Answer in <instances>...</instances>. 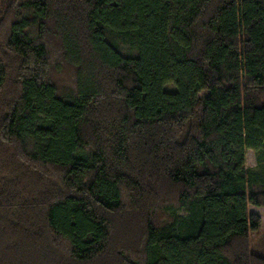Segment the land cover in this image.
Wrapping results in <instances>:
<instances>
[{"label": "trees", "instance_id": "1", "mask_svg": "<svg viewBox=\"0 0 264 264\" xmlns=\"http://www.w3.org/2000/svg\"><path fill=\"white\" fill-rule=\"evenodd\" d=\"M249 207L264 0H0V264H264Z\"/></svg>", "mask_w": 264, "mask_h": 264}, {"label": "rangeland", "instance_id": "2", "mask_svg": "<svg viewBox=\"0 0 264 264\" xmlns=\"http://www.w3.org/2000/svg\"><path fill=\"white\" fill-rule=\"evenodd\" d=\"M255 158L252 151H247L245 154V166L247 168L255 167ZM249 211L258 215L261 220V225L257 233L250 235L249 245L252 253L260 257H264V208L249 207Z\"/></svg>", "mask_w": 264, "mask_h": 264}]
</instances>
